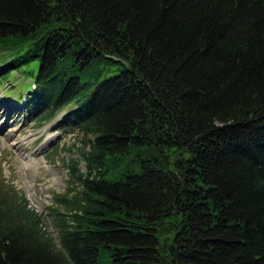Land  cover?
<instances>
[{"label": "trees", "instance_id": "16d2710c", "mask_svg": "<svg viewBox=\"0 0 264 264\" xmlns=\"http://www.w3.org/2000/svg\"><path fill=\"white\" fill-rule=\"evenodd\" d=\"M15 74L86 171L57 238L0 171V264H264V0H0Z\"/></svg>", "mask_w": 264, "mask_h": 264}, {"label": "rangeland", "instance_id": "374dc122", "mask_svg": "<svg viewBox=\"0 0 264 264\" xmlns=\"http://www.w3.org/2000/svg\"><path fill=\"white\" fill-rule=\"evenodd\" d=\"M27 81L24 75L15 74L13 84L9 80L0 84V171L7 183L25 195L29 206L43 214L47 231L57 238L54 207L62 208L59 195L75 185L67 163L78 159L86 171L81 156L84 136L58 128L54 120L38 125L25 98L15 103L16 96L27 90Z\"/></svg>", "mask_w": 264, "mask_h": 264}]
</instances>
